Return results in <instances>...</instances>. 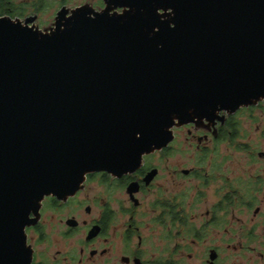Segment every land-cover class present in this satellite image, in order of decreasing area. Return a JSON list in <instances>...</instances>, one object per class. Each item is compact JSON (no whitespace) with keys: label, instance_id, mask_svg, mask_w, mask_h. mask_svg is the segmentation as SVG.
I'll list each match as a JSON object with an SVG mask.
<instances>
[{"label":"water","instance_id":"obj_1","mask_svg":"<svg viewBox=\"0 0 264 264\" xmlns=\"http://www.w3.org/2000/svg\"><path fill=\"white\" fill-rule=\"evenodd\" d=\"M103 1L46 29L0 16V264H33L26 229L47 196L264 100V0Z\"/></svg>","mask_w":264,"mask_h":264},{"label":"flooded vegetation","instance_id":"obj_2","mask_svg":"<svg viewBox=\"0 0 264 264\" xmlns=\"http://www.w3.org/2000/svg\"><path fill=\"white\" fill-rule=\"evenodd\" d=\"M45 1L0 0V16L37 22ZM262 141L264 100L175 126L136 171L93 172L75 195L47 196L26 229L33 264H264Z\"/></svg>","mask_w":264,"mask_h":264},{"label":"rangeland","instance_id":"obj_3","mask_svg":"<svg viewBox=\"0 0 264 264\" xmlns=\"http://www.w3.org/2000/svg\"><path fill=\"white\" fill-rule=\"evenodd\" d=\"M60 0H46V5L44 7V12L40 15V18L39 20L36 22V24H38L42 29H46V28H49L51 27L54 22H55V18H56V15L58 13V11L61 9V5L62 3H59ZM100 2L101 0H66V7L69 8V9H74L78 6H81V5H84L86 3L88 4H91L93 7H95L96 9H98V6H100ZM104 7V3H101ZM102 7V8H103ZM99 10V9H98ZM256 130L254 129L253 130V133L251 134V137L250 139H256L257 136H256ZM253 135V136H252ZM256 137V138H254ZM228 145L227 144H224L222 145V149H221V153H222V159H224L225 157H228L230 156V153H231V149L229 147H227ZM259 147L261 149L264 150V141H262V143L259 144ZM239 154V157L240 155H242L243 153H238ZM156 157H160L161 155H159V153L157 155H155ZM162 157V156H161ZM175 157H180V158H184V157H187V158H184V159H188L190 158L191 156H184V155H176ZM237 159H230L227 161V163L225 164L224 168L227 170L229 165H231L232 167V164L234 162H236ZM226 244L223 245V247L226 248ZM230 252V251H229Z\"/></svg>","mask_w":264,"mask_h":264},{"label":"trees","instance_id":"obj_4","mask_svg":"<svg viewBox=\"0 0 264 264\" xmlns=\"http://www.w3.org/2000/svg\"><path fill=\"white\" fill-rule=\"evenodd\" d=\"M45 5H46V1H45ZM7 10H8L7 3H1L0 2V15L7 13Z\"/></svg>","mask_w":264,"mask_h":264}]
</instances>
